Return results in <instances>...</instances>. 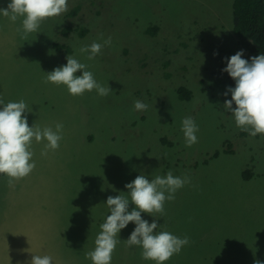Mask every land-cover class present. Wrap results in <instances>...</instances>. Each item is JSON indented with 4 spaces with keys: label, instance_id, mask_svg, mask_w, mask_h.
<instances>
[{
    "label": "rangeland",
    "instance_id": "rangeland-1",
    "mask_svg": "<svg viewBox=\"0 0 264 264\" xmlns=\"http://www.w3.org/2000/svg\"><path fill=\"white\" fill-rule=\"evenodd\" d=\"M8 3L0 0V8ZM231 5L68 0V12L46 19L27 41L17 32L21 19L12 23L0 14V99H23L29 127L64 126L59 149L47 156L41 155L47 142L33 139L32 176L12 186L0 178V264H28L32 255H50L52 264H92L86 253L110 214L108 196L127 195L125 185L140 174L152 180L170 169L191 184L165 202L166 215L141 214L190 239L165 264L264 262V138L241 131L223 106L231 99L224 93L235 87L222 71L225 58L241 50L243 59L255 56L237 43ZM109 37L111 45L94 60L79 52ZM68 55L113 92L74 97L63 85L45 83ZM180 87L190 100L178 98ZM136 100L148 110L135 111ZM188 116L199 127L191 148L181 131ZM134 207L130 202L129 211ZM134 228L129 223L119 233L111 264H155L125 242Z\"/></svg>",
    "mask_w": 264,
    "mask_h": 264
},
{
    "label": "clouds",
    "instance_id": "clouds-1",
    "mask_svg": "<svg viewBox=\"0 0 264 264\" xmlns=\"http://www.w3.org/2000/svg\"><path fill=\"white\" fill-rule=\"evenodd\" d=\"M68 10V0H10L6 9L0 8V14L12 23L21 19V27L17 28V32L22 40L27 41L29 34L37 33L46 19L58 17ZM111 43V37L103 43L93 41L90 45L81 47L79 52L87 54L86 59L91 61L102 54L103 48ZM243 56L244 52L241 50L225 58L227 67L222 71L235 81V87H229L224 93L225 96L230 93L231 99H226L223 106L234 117L236 126L241 131L247 132L251 137L260 134L264 138V54L253 56L250 61L243 59ZM66 60V65L45 74V83L63 85L74 97L83 96L85 92L93 90L100 97H107L113 92L108 85L103 86L97 82L94 74L87 70V64L81 63L72 55L66 56ZM78 72L81 75H76ZM148 108L149 105L141 100L134 102L135 111L144 112ZM28 112L31 110L23 99L7 104L0 99V175L8 177L10 186L28 177L36 168L31 150L33 139L37 143L42 140L47 142L41 152L42 156H47L49 150H58L63 139L62 123H57L55 130L51 127L41 129L35 124L29 127L26 115ZM181 124L185 147L191 148L198 143L196 133L199 127L191 116L183 118ZM189 184L190 177L174 176L170 169L166 176L157 175L152 180L140 174L125 185L127 195L108 196L106 205L110 214L100 225L101 231L95 239V248L86 253V259H90L92 264H111L113 253L121 242L119 233L129 223H134L135 228L125 242L129 247H141L142 259L165 264L174 255H179L190 244L189 237L175 236L163 230L157 223L158 219L149 223L142 219L141 214L151 217L166 215L165 202L174 201L177 191ZM130 202L135 205L131 211ZM158 228L161 230L157 231ZM52 261L53 257L50 255H32L28 264H52ZM254 264L264 262L255 260Z\"/></svg>",
    "mask_w": 264,
    "mask_h": 264
},
{
    "label": "trees",
    "instance_id": "trees-1",
    "mask_svg": "<svg viewBox=\"0 0 264 264\" xmlns=\"http://www.w3.org/2000/svg\"><path fill=\"white\" fill-rule=\"evenodd\" d=\"M231 7L232 31L237 43L253 52L255 56L264 54V0H232ZM61 49L63 46L59 45L54 48V50ZM227 77L235 83L228 74ZM177 94L180 100H190V92L184 87L178 88ZM2 176L0 175V178ZM248 177L250 178L251 175L247 173L244 178Z\"/></svg>",
    "mask_w": 264,
    "mask_h": 264
},
{
    "label": "bare ground",
    "instance_id": "bare-ground-1",
    "mask_svg": "<svg viewBox=\"0 0 264 264\" xmlns=\"http://www.w3.org/2000/svg\"><path fill=\"white\" fill-rule=\"evenodd\" d=\"M40 83V82H39ZM38 90V89H37ZM40 92V91H39ZM125 144V143H124ZM30 176H32V175H30Z\"/></svg>",
    "mask_w": 264,
    "mask_h": 264
}]
</instances>
